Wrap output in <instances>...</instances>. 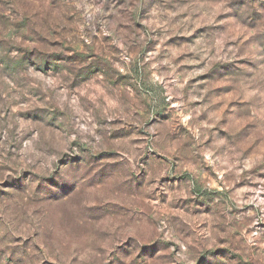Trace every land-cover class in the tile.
<instances>
[{"label": "rangeland", "instance_id": "rangeland-1", "mask_svg": "<svg viewBox=\"0 0 264 264\" xmlns=\"http://www.w3.org/2000/svg\"><path fill=\"white\" fill-rule=\"evenodd\" d=\"M0 264H264V0H0Z\"/></svg>", "mask_w": 264, "mask_h": 264}]
</instances>
